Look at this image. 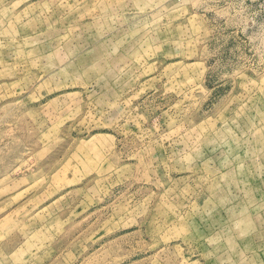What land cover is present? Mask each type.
I'll use <instances>...</instances> for the list:
<instances>
[{"label":"rangeland","instance_id":"374dc122","mask_svg":"<svg viewBox=\"0 0 264 264\" xmlns=\"http://www.w3.org/2000/svg\"><path fill=\"white\" fill-rule=\"evenodd\" d=\"M0 264H264V0H0Z\"/></svg>","mask_w":264,"mask_h":264}]
</instances>
